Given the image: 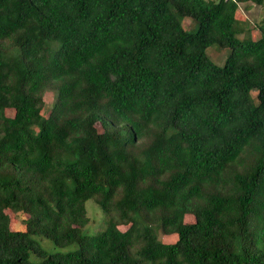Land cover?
Here are the masks:
<instances>
[{
    "label": "trees",
    "instance_id": "16d2710c",
    "mask_svg": "<svg viewBox=\"0 0 264 264\" xmlns=\"http://www.w3.org/2000/svg\"><path fill=\"white\" fill-rule=\"evenodd\" d=\"M245 3L264 0H0V264H264V17Z\"/></svg>",
    "mask_w": 264,
    "mask_h": 264
},
{
    "label": "rangeland",
    "instance_id": "374dc122",
    "mask_svg": "<svg viewBox=\"0 0 264 264\" xmlns=\"http://www.w3.org/2000/svg\"><path fill=\"white\" fill-rule=\"evenodd\" d=\"M245 4H240V10H239V16L240 17H245L250 26L256 25L259 23L260 19L264 17V4L261 6L258 5H251L249 8L245 7ZM181 22L184 26V28H191L192 27V22L188 18H183L181 19ZM251 38L255 39L259 36V31L257 29H254L252 34L250 35ZM241 37V36H240ZM228 52L227 48H218L216 45L212 44L206 49V54L208 58L215 63L216 65H223L224 58ZM44 114L48 112L50 109L51 104L53 103L54 100V93L51 91H47L44 93ZM34 133H37V128L33 130ZM86 206V212L88 216V223L85 226V231L88 234L95 233L99 229H101L104 225L105 222V217L101 210L98 208L96 203L94 202L93 199H88L85 203ZM5 212L9 215L10 221H11V228L15 230H21L23 229V221L26 217V215L23 212L20 211H12L10 209H6ZM192 217L191 216H186V221L189 222L191 221ZM119 228L121 230H124L126 227L120 225ZM39 244L40 246L47 252H55V251H67L70 249H75L74 245H68L64 247H59L54 245L49 239L43 237V236H38L34 235L32 236ZM160 238L165 241V242H171L174 240L175 236H160ZM30 259H33V256L30 255Z\"/></svg>",
    "mask_w": 264,
    "mask_h": 264
}]
</instances>
